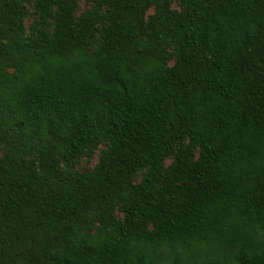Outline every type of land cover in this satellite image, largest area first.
<instances>
[{
    "label": "trees",
    "instance_id": "obj_1",
    "mask_svg": "<svg viewBox=\"0 0 264 264\" xmlns=\"http://www.w3.org/2000/svg\"><path fill=\"white\" fill-rule=\"evenodd\" d=\"M79 1L0 0V264H264V0Z\"/></svg>",
    "mask_w": 264,
    "mask_h": 264
},
{
    "label": "rangeland",
    "instance_id": "obj_2",
    "mask_svg": "<svg viewBox=\"0 0 264 264\" xmlns=\"http://www.w3.org/2000/svg\"><path fill=\"white\" fill-rule=\"evenodd\" d=\"M91 6V3L88 0H80L79 1V9L77 11V15H81L83 12H85L87 9H89ZM174 8L178 9L179 8V4L175 3V5L173 6ZM29 9L31 11H33V6L30 5ZM32 17L27 21V25H29L30 21H31ZM104 148L101 147L98 151L97 154L93 155V156H83V157H79L76 163V170H78L79 172H86L89 171L91 169L94 168V166L96 165L98 158H99V152L101 150H103ZM171 162V160H169L167 162V164H169ZM142 178V175L139 174L136 176V182H139ZM118 216H120V214L118 213Z\"/></svg>",
    "mask_w": 264,
    "mask_h": 264
}]
</instances>
